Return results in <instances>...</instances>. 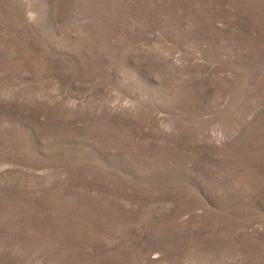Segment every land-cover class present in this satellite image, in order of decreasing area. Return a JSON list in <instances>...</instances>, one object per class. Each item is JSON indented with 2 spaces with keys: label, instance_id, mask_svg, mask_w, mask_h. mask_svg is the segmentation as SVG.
I'll use <instances>...</instances> for the list:
<instances>
[{
  "label": "rangeland",
  "instance_id": "1",
  "mask_svg": "<svg viewBox=\"0 0 264 264\" xmlns=\"http://www.w3.org/2000/svg\"><path fill=\"white\" fill-rule=\"evenodd\" d=\"M0 264H264V0H0Z\"/></svg>",
  "mask_w": 264,
  "mask_h": 264
}]
</instances>
